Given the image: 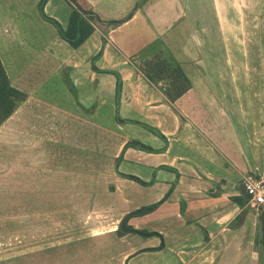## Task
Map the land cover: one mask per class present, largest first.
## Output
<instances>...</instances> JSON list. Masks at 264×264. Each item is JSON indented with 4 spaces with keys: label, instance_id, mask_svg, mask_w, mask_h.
Masks as SVG:
<instances>
[{
    "label": "crops",
    "instance_id": "crops-1",
    "mask_svg": "<svg viewBox=\"0 0 264 264\" xmlns=\"http://www.w3.org/2000/svg\"><path fill=\"white\" fill-rule=\"evenodd\" d=\"M42 1L0 0V58L28 97L0 128V190L40 191V164L26 161L36 153L23 146L53 142V215L25 214L37 196L7 202L21 209L2 217L0 264H264V209L242 187L245 175L264 176V90L250 106L249 82L235 90L219 71L233 80V45L246 48L240 71L251 61L263 71L264 0H78L104 23L123 21L79 49L43 18ZM74 10L68 0L44 7L64 29ZM203 11L211 19L198 27ZM168 49L192 85L175 103L141 69ZM107 72L120 76V98ZM154 206L128 222L151 235L119 234L127 215ZM47 234L51 248L28 243Z\"/></svg>",
    "mask_w": 264,
    "mask_h": 264
},
{
    "label": "trees",
    "instance_id": "trees-1",
    "mask_svg": "<svg viewBox=\"0 0 264 264\" xmlns=\"http://www.w3.org/2000/svg\"><path fill=\"white\" fill-rule=\"evenodd\" d=\"M47 1L48 0H43L40 6L43 18L48 22H50L51 24H53L58 29L61 37L67 43H69L74 49H79L81 46H83L87 42V40L95 33L98 27H103V25H105L111 28V27H117L123 23V21L104 23L99 19V17L94 12L84 9L79 4L78 0H68L74 6L75 10L70 18L68 27L64 29L59 22L48 17L45 14L44 7ZM158 57H161V59H158ZM158 57H156L158 60L154 58L150 61L145 62L143 64L142 70L145 73V76L154 84H159L161 82H164V80H171V88L166 90L164 89V92L167 99L171 103H175L179 98H181L191 89L192 87L191 82L187 77V75L185 74V72L183 71L181 64L175 58L171 57V59H169L167 57H164V55ZM147 67L149 68V70H147ZM107 73H113L117 76L118 78L117 97L120 98L122 92V82L120 76L116 72H107ZM67 85L72 89V92L77 94V92L73 89L71 83L68 80H67ZM27 98L28 97L26 94L15 89L11 85L10 79L6 73V70L0 58V128L9 118L12 117V115L19 109V107L26 102ZM144 127L148 128V126L146 125ZM148 129L151 130V128ZM154 133H156L158 136L163 138V136L159 132H154ZM130 147L139 148L151 153H161V151L153 150L152 148H149L139 142H131L126 146L125 149H128ZM121 175L123 177L140 182L139 180L132 178L130 176H125L123 174ZM140 183L146 185L144 182H140ZM155 208L156 206L149 209L144 208L140 211L131 213L124 218L122 224L125 225V228L130 233H138L144 236L151 235L144 232L141 233L135 232L133 228L128 226V222L130 219L134 217L144 216L150 213ZM261 214H262L261 221L263 224L262 242L264 243V212H262ZM119 234L121 235L124 234L122 229L119 230Z\"/></svg>",
    "mask_w": 264,
    "mask_h": 264
},
{
    "label": "rangeland",
    "instance_id": "rangeland-1",
    "mask_svg": "<svg viewBox=\"0 0 264 264\" xmlns=\"http://www.w3.org/2000/svg\"><path fill=\"white\" fill-rule=\"evenodd\" d=\"M205 7H209V3L206 6L201 3L200 8H205ZM201 18L203 19L199 22V24H197L198 27H200V25L202 24L208 23V20L211 19L210 15L208 13H205L204 11L202 12ZM216 33L218 36V45L222 46L223 43H221L222 37L221 35H219L220 32L217 31ZM249 33H251L252 35L253 32H249ZM238 37L240 38V34ZM245 37L246 38L248 37L247 34L245 35ZM255 37L257 38V34H255ZM249 40L251 41V45L248 48L250 57L260 58L259 57L260 55H258L257 45L252 44V42H254L253 39L249 38ZM230 49H231V53L232 51L234 52L232 53V55L234 56L233 57L234 61H233V68L231 71L233 80L229 78V75L228 77H226L224 73L225 72V67H224L222 69H219V71L222 72V75H221L223 78L222 82H226L225 80H227L228 83L231 82L235 90H236V86L240 88L241 85H247V82H249V85H247L249 86L248 91L244 90L247 92H244L245 95H242L241 97H243L244 99L248 98L250 106H257L258 100L261 99V97L258 96V89H261L262 92L264 90V79L261 78L262 72L264 73V69L262 71V66L260 65L259 62L257 64L255 62L252 63L251 61L249 62V66H248L249 69H246L245 73L243 70L240 71V69L242 68V63L240 62L241 60L240 55L242 53L241 49H245L246 51V48H243L241 45H239V47L233 45V47L229 46V50ZM164 57L171 59V57L174 58L175 56H173V54L171 53V50L168 49V53L165 54ZM158 59H161V57H158ZM158 59L156 58V60ZM141 69H143V65ZM147 70H149L148 67H147ZM259 77L260 79H258ZM161 84H162L161 87L163 90L171 88V80H164V82H161ZM219 84H221L220 81H219ZM220 88H222V85ZM223 92L225 93L226 91L223 90ZM235 93L234 94L230 93V99L232 98L233 103L237 106V100H238L237 96L239 95L236 96ZM23 148H24L23 150L26 152L32 151L36 153L34 158H31L26 161L27 162L36 161V163L40 164L39 169H41V173H42V189L40 191H3V190L1 191L0 190V227L2 226V217L10 213L11 210L18 211V209L22 208L23 210L26 211L25 214H29V211L32 210V211H36V215L38 214H41L42 216H49L50 214L53 215V142L41 141L38 144L37 143L33 144L31 142V143H26L23 146ZM35 158L36 160H33ZM37 158H39L40 160H38ZM67 161H68L67 159L66 160L59 159L57 161L58 166L59 167L60 165L65 166ZM2 162L3 160L0 158V163L2 164ZM106 167H108V163L106 164ZM94 168H95V164L93 160H91L90 161L91 172L93 171ZM1 171L2 169H0V172ZM74 193L76 194L78 192H74ZM31 197H36V199L39 198L40 203L36 205L35 207L26 206V207L16 208V207L7 206V202L13 203L14 205V203L17 202L15 199H29ZM19 214L21 213L19 212ZM19 214H14V215H19ZM47 225H49V223H45L41 221V226H47ZM28 243H32V244L34 243L35 246L41 247L42 250H45L44 248L48 249L53 246V235H49V234L44 235V237L41 240H38V239L28 240ZM41 259L43 261L44 259L46 260L48 258H46L44 255H41Z\"/></svg>",
    "mask_w": 264,
    "mask_h": 264
},
{
    "label": "built area",
    "instance_id": "built-area-1",
    "mask_svg": "<svg viewBox=\"0 0 264 264\" xmlns=\"http://www.w3.org/2000/svg\"><path fill=\"white\" fill-rule=\"evenodd\" d=\"M242 187L249 197V206L254 210L264 209V176L245 175Z\"/></svg>",
    "mask_w": 264,
    "mask_h": 264
},
{
    "label": "water",
    "instance_id": "water-1",
    "mask_svg": "<svg viewBox=\"0 0 264 264\" xmlns=\"http://www.w3.org/2000/svg\"><path fill=\"white\" fill-rule=\"evenodd\" d=\"M121 229H122L123 232H129V231L125 228V225H124V224H122Z\"/></svg>",
    "mask_w": 264,
    "mask_h": 264
}]
</instances>
